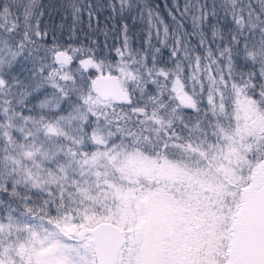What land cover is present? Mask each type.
<instances>
[{"label": "snow or ice", "instance_id": "obj_1", "mask_svg": "<svg viewBox=\"0 0 264 264\" xmlns=\"http://www.w3.org/2000/svg\"><path fill=\"white\" fill-rule=\"evenodd\" d=\"M0 264H264V0H0Z\"/></svg>", "mask_w": 264, "mask_h": 264}]
</instances>
